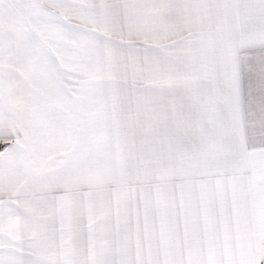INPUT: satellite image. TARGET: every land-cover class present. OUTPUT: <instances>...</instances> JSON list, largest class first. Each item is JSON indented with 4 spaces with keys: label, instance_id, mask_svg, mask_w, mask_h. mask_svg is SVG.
<instances>
[{
    "label": "snow or ice",
    "instance_id": "6c2138e0",
    "mask_svg": "<svg viewBox=\"0 0 264 264\" xmlns=\"http://www.w3.org/2000/svg\"><path fill=\"white\" fill-rule=\"evenodd\" d=\"M0 264H264V0H0Z\"/></svg>",
    "mask_w": 264,
    "mask_h": 264
}]
</instances>
